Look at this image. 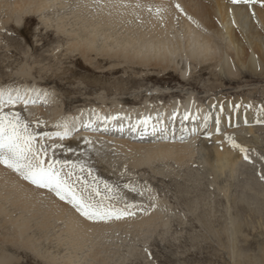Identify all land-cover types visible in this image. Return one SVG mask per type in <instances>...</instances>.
<instances>
[{"label": "rangeland", "instance_id": "1", "mask_svg": "<svg viewBox=\"0 0 264 264\" xmlns=\"http://www.w3.org/2000/svg\"><path fill=\"white\" fill-rule=\"evenodd\" d=\"M79 3V0H70L63 9L55 4L46 12V16L34 14V21H28L25 25L22 21L19 23L10 19V22L2 27L5 16L0 14L1 87H8L12 95H21L27 82L40 84L42 89L45 87L47 91L52 90L56 102L71 115H87V109L100 105L103 107V103L108 106L116 102L119 107H144L143 109L147 110L145 115H148L146 129L149 131L155 128L152 123L154 117H163V114H158V110H154L156 107L176 104V112L180 111L182 114L186 96H193L198 113L208 106L206 104L210 100L215 103L216 111L208 117L206 127L203 126L206 128L205 134L203 127H196L193 132L199 135L187 138L195 142L196 151L191 160L183 163L161 155L147 156L142 149L134 150L129 145L117 143L116 139L125 141L124 135H109L112 140L108 141V138L98 137L95 133L89 136L85 131L78 132L77 129L78 131L73 135L69 134L68 138L61 139L54 135L45 137L44 133H60L64 129L60 127L62 124L57 122L53 125L47 119L28 120L24 107L26 104L5 105V112L19 113L29 125V130L38 134L35 142L37 145L43 144L51 150L49 158L54 159H49L50 162L47 163L54 160L62 162L56 167L63 166V172L73 173L70 181L77 190L86 188L87 192H93L98 188L101 196L96 199H102L104 196L115 197L105 200V203H111L117 208L130 206L126 210L134 214L121 219L135 221L130 226L107 228L102 233H95L96 235L92 232L90 239L86 237V240H83L81 236L82 243H68L64 240L66 235L62 231V220H57V223L54 221L51 227L40 231L36 227L38 219H31L27 233L29 238L31 237V249L23 250L19 246L13 248L6 245L17 258L16 264H68L65 262L68 258L73 261L71 264H264V74L249 71L247 66H243V76L237 81H231L223 68L214 65H209L202 74L199 72L200 64L195 67L194 63L190 62V57L185 55L184 49L176 54L178 69L166 72L155 67H128L122 64L117 65L120 67L117 72L110 73L107 69L114 67L111 64L104 65L102 62L103 67L97 69L95 65L89 66L83 58H67L64 47L58 48L63 42L53 25L60 17H66L70 22L69 29L77 27L74 25L72 11ZM245 4L249 5L252 13L249 22L256 28L263 29L253 0ZM41 17H46L48 27L43 24ZM234 24L245 36L250 54L256 58L248 37L249 27ZM48 31L50 33L44 40L43 37ZM176 36L184 45V34ZM103 41V37H100L96 46L100 47ZM261 42L264 49V36ZM110 44L112 47L113 44L116 45L113 42ZM220 45L222 43L219 40L217 47L212 49V54L217 57L224 55ZM25 66L27 70L33 69L27 78L20 75L21 68ZM69 67L76 70L75 77L67 80L66 77H51L54 71L62 72L64 68ZM181 70L186 71V76L191 78L189 82L182 79ZM94 83L97 85L94 86ZM254 89L258 92L252 97L250 95ZM226 94L239 101V105L252 97L256 106H259L258 110L253 112L256 117L251 114L246 116L238 111V118L233 121L232 113L236 111V106L227 107L224 104L228 102ZM191 107H185L183 110L190 111ZM52 108L51 105L44 106L48 114ZM166 110L167 108H163L161 111ZM98 111L100 110H95V113ZM224 112H227L228 119H224ZM131 113L136 114V111ZM90 116H84L83 119ZM124 117L126 116H123L124 123L132 128L143 125L141 120L134 124L131 115L127 114L126 119ZM254 119L260 122H254ZM212 130L223 136L228 145L233 141H230L229 137L234 139V135L247 139L256 138L252 140L255 144L251 142L246 147L248 159L244 156L238 161L233 175L227 171L219 179H215L210 173V165L206 161L207 151L200 148L202 146L199 143L204 140L214 143L216 139L210 133ZM149 131L142 134L147 139H135V142L143 146L171 142L179 144L183 138L186 142L185 135L183 138L159 135L152 140ZM104 136L109 137L107 134ZM54 145L56 147H53ZM105 184L111 192L105 188ZM48 193L84 221L107 223L118 220H89L67 200H61L53 191L49 190ZM13 214L25 215L26 212L20 214L16 210ZM152 214L157 215L153 224L138 227L135 225L138 219ZM10 227L12 228L11 225L6 228L0 226V238L7 231L10 234ZM73 244L74 246H71Z\"/></svg>", "mask_w": 264, "mask_h": 264}, {"label": "bare ground", "instance_id": "2", "mask_svg": "<svg viewBox=\"0 0 264 264\" xmlns=\"http://www.w3.org/2000/svg\"><path fill=\"white\" fill-rule=\"evenodd\" d=\"M248 1L239 0V2L234 3L233 0H79L78 7L72 11L74 25L77 27L69 29L70 22L66 17H60L53 26L63 42L62 44L60 43L61 45L58 48L64 47L63 50L66 51L67 58H83L89 66L95 65L97 69L103 67L102 62L105 63L104 65L111 64L114 67L107 69V72L110 71V73L117 72L120 68L117 65L120 66L122 64L128 67H155L163 72L178 69L179 62L176 60V56H178L176 54L184 49L185 55L190 57V62H193L195 67H198L200 64L199 72H202V74L209 65H214L223 68L231 81H237L243 76V71L241 70L243 66H247L249 71L264 74V49L261 44L264 28L258 29L253 23L249 22L252 13L249 10V5L245 4ZM69 2L70 0H0V14L3 13L5 16H3L4 19L1 26L4 27L8 24L10 19L16 20L19 23L22 21L25 25L28 21H34V14L46 16V12L55 4H57V7L60 5V9H63ZM253 2L256 5L257 12L263 23L262 26L264 27V0H253ZM45 19L46 17L42 18L43 24L48 27V21ZM234 23L249 27L248 37L256 58L250 54L245 36L235 28ZM182 30L184 32H181ZM180 32L186 37L184 45L181 44L176 36V34H181ZM49 33L50 31L45 34L44 40L47 39ZM100 37H103L104 41L98 47L96 43ZM219 40L222 43L220 46L223 48L224 55L217 57L212 54V49L217 47ZM111 42L116 43V45H113L117 47H112ZM176 62L177 65H175ZM75 64H77L76 60ZM43 68L41 71H43ZM27 69L26 66L25 68L22 67L20 75L26 78L31 75L30 70L33 69ZM75 73L76 70L69 67L68 69L64 68L62 72L54 71L51 77L55 76L56 78L60 77L63 79L66 77L67 80V78L71 79V77H75ZM181 76L186 82L191 80L190 77L186 76V71H182ZM217 76L220 78L219 75ZM192 84L195 85V83ZM39 85L31 84L30 82H27L24 87L21 85L24 88L20 95L23 99L17 103L22 106L25 105L23 100L29 101L24 106L28 120L38 121L47 119L53 125L59 122L60 125L62 124L60 127H63L67 123V131L70 134L72 133V135L79 130L78 132L85 131L89 136L95 133L98 137L108 138V141L112 140L110 136H113L114 133L116 134L114 136L119 137L117 133L122 132L126 139L125 141L116 139L117 143L129 145L134 150L142 149L146 152L147 156L161 155L162 157L174 158V160L183 163L191 160L196 151L195 142L189 141L187 138L193 135L198 136L199 133L193 132L194 128L206 127L208 117L216 111L215 103H211L213 100H210L206 104L208 106L203 108L201 113H198V108L194 105L196 101L193 96H186L182 114L180 111L177 113L176 104L152 108L156 111L158 110V114H163V117H154L152 123H154L155 128L149 131V129H146L148 123H142V121L148 119V115H145L147 110L143 109L144 107L129 108L123 106V108L119 107V103L116 102L111 106L103 103V107L100 105L90 107V109L86 108L87 111L85 112L87 115H81L82 117L80 113L71 115L67 114L63 106L56 102L54 98L55 94L52 90L47 91L45 87L42 89V86L40 85V88ZM93 85L97 84L94 83ZM0 89L5 92L11 91L8 87L3 88L1 85ZM257 92L254 89L250 96L253 97ZM13 95L14 97L16 96L15 94ZM226 95L228 102L224 104L227 107L229 105L236 106V111L233 109L232 113L233 121L237 120L238 111L246 116H250V114L253 115V112L259 108V106H256V102L252 100V97H250L251 99H245L239 105V101L234 100L235 98H232L230 94ZM46 105L53 106L50 114L44 109ZM189 106H192L190 111L188 109L183 110ZM163 108H167V110L161 111ZM95 110L100 111L95 113ZM132 111H136V114H132ZM127 114L133 117L134 124L141 120L142 127L137 126V128H132L125 124L123 116L127 117ZM84 116H90V118L83 119ZM113 116L115 119H113ZM186 116L187 119H185ZM224 119H228L227 112H224ZM69 121L72 122L68 123ZM253 121L255 122L257 119ZM163 130L164 133H162ZM205 130L206 128L204 129V134ZM64 131L65 129L61 130L60 133ZM146 131H149L151 137L160 135L162 137L172 136L178 138V136L185 135L186 142H184L185 138L182 139V142L177 140L181 142L179 144L171 142V144H151L152 146L148 144L149 146H143V144L135 142L136 138L143 140L144 136L142 134ZM210 133L216 139L214 143L212 141L207 143L205 142L206 140L199 143L202 146L200 148L207 151L206 161L210 165V173L215 179H219L227 171L233 175L238 161L245 154L240 151V148L233 147V144L228 145V141L224 140L223 136L216 134L215 131L212 130ZM105 134L110 136L106 137L104 136ZM128 138L131 140L134 138V140L131 141ZM195 138L197 139V137ZM233 138L232 140L236 144L245 149L249 143L253 142L251 144H255L252 141L254 137L247 139L246 137L234 135ZM50 152L51 150H48L46 163L50 162ZM144 152L142 153L144 154ZM48 191L46 188L37 187L30 181L25 180L13 169L0 163V226L3 228H6L8 225L12 226V228L10 227V234L7 231L0 238L2 241L0 242V264L17 263V258L6 245L12 247L19 246L23 250L31 249V237L29 238L27 235L31 219H38L36 227L40 231L46 230L52 222L56 221L57 223V220H62L64 222V229L62 231L66 235V237L64 236V240L68 243H80L81 236L83 240L86 237V239H90L92 232L94 234L102 233L107 228L130 226V224L135 223V221L131 222L130 219H118L107 223L84 221L75 212L70 210L68 206L57 201ZM8 206L11 208H8ZM16 210L20 214L21 212H26V214L14 216L13 213ZM156 216L155 214L144 216L138 219L135 225L137 227L138 225H151ZM77 245L79 247V244ZM71 246H74V244ZM65 262L71 264L73 261L68 258Z\"/></svg>", "mask_w": 264, "mask_h": 264}, {"label": "snow or ice", "instance_id": "3", "mask_svg": "<svg viewBox=\"0 0 264 264\" xmlns=\"http://www.w3.org/2000/svg\"><path fill=\"white\" fill-rule=\"evenodd\" d=\"M233 2H239V0H233ZM22 99L19 93L14 97L11 91L5 92L0 89V163L13 169L37 187L53 191L61 200H67L82 216L89 220L121 219L124 216L133 215L134 213L126 210L130 207L128 205L125 208H117L111 203H105V200L115 199V197L104 196L102 199H96L101 196L98 188H95L93 192H87L86 188L77 190L70 181L73 173L71 171L63 172V166L56 167L58 163L62 162L46 163L48 148L43 144L35 143L38 134L29 130V125L20 117L19 113L4 111L5 105H15ZM23 102L29 103L28 100H23ZM259 122L257 120V123ZM142 123H147V120ZM63 127L65 129L63 133H44L43 135L45 137L54 135L63 139L70 134L67 131V123ZM229 140L232 141V138L229 137ZM85 142L88 143L87 140ZM232 144L233 147L240 148V151L245 154V159H248L247 149L236 144L235 141H232ZM73 166L75 167V165ZM105 188L111 192L107 184H105Z\"/></svg>", "mask_w": 264, "mask_h": 264}]
</instances>
